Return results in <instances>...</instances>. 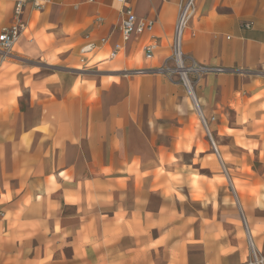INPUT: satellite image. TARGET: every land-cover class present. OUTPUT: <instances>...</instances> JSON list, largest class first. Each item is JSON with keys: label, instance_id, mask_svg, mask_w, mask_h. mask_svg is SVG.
Instances as JSON below:
<instances>
[{"label": "crops", "instance_id": "crops-1", "mask_svg": "<svg viewBox=\"0 0 264 264\" xmlns=\"http://www.w3.org/2000/svg\"><path fill=\"white\" fill-rule=\"evenodd\" d=\"M13 1L6 13L7 0H0V30L12 21ZM25 2L26 31L0 54V234L75 233L82 218L97 219L100 243L83 248L93 264H168L170 249L176 264H243L236 245L223 252L216 224L211 230L201 220L203 209L193 210L198 222L191 227L189 189L182 224L173 225L179 199L166 188L174 183L153 169L171 155L200 161L203 150L182 147L197 118L216 135L260 140L251 150L232 140L227 152L238 169H257L256 156L264 170V0H196L185 59L227 71L194 80L195 107L177 75L159 69L172 66L177 0H127L137 17L154 20L153 30L132 35L112 59L121 18L116 0H52L40 10ZM150 40L151 59L143 53L138 60L136 49ZM88 41L95 48L84 59L80 47ZM244 179L260 186L257 197L243 194L245 207L264 219V172Z\"/></svg>", "mask_w": 264, "mask_h": 264}, {"label": "rangeland", "instance_id": "rangeland-1", "mask_svg": "<svg viewBox=\"0 0 264 264\" xmlns=\"http://www.w3.org/2000/svg\"><path fill=\"white\" fill-rule=\"evenodd\" d=\"M9 5V0H7L6 13L9 11ZM2 9L4 8L2 7ZM34 37L37 39L38 35ZM162 45L168 46V40L163 39ZM123 53L125 52L120 53L119 56H123ZM136 53L139 54L138 60L143 61L144 52L141 45L136 49ZM0 54L4 53L0 51ZM96 60V58L93 59L91 63ZM102 67L100 66V68ZM187 79V86L180 79L182 93L195 107L196 100L194 101L189 92L190 86L196 97L192 87L194 76L188 74ZM194 124V131L186 137L187 143L182 147L188 148L195 145L198 151L203 150L200 161L197 155L193 162L188 157L190 155L185 157L184 161L171 155L168 164H161L153 169L154 176L167 178L169 184L174 183V186L169 185L166 188L168 193L173 192L179 199L175 200L173 205L175 210L171 217L173 218L171 220H174L173 225L180 227L182 224L181 209L187 207L185 196L189 189L191 227L198 222V217L195 216L196 213L193 210L203 209L205 217L201 220L211 230L213 224H216L215 235L222 238L223 252L232 250L233 245H236L243 252L245 258L243 264H264V219L253 217L252 213L247 211L243 200V194L257 197L260 188L259 184H250L244 178L247 176L261 178L264 170L258 167L261 165L256 156H254L253 162L257 169L246 167L245 163H242V167L238 169L236 167L239 164L227 152V147L232 140L239 148L247 150L261 147L262 142L242 137L243 132H238L239 135L234 139L230 135H216L212 126L208 124V128L207 123L205 124L201 119L196 118ZM224 130L228 134H235V130L227 129L226 126ZM211 138L220 155L214 149ZM170 166H174V169ZM132 173L136 177L149 176L145 170H133ZM198 204H200L199 207ZM176 209L179 210V215ZM96 221L97 219L82 218L79 226L83 228L75 230V233H70L69 228L63 227L58 231L51 230L39 234H0V264H93L91 262L94 261H91L88 255H83V248L100 243L102 235L95 227ZM246 228L250 230L248 231L251 234L252 245L249 242ZM155 231L153 230V232ZM152 235L154 236V233ZM113 238L116 236L111 235V243ZM74 243L77 244L75 247L77 249L76 256L74 255ZM169 252L171 259H167L168 264H176L175 262L180 261L179 258L173 259V255L176 254L174 249H170ZM98 260V263L94 264H107V262L103 263L101 259Z\"/></svg>", "mask_w": 264, "mask_h": 264}, {"label": "built area", "instance_id": "built-area-1", "mask_svg": "<svg viewBox=\"0 0 264 264\" xmlns=\"http://www.w3.org/2000/svg\"><path fill=\"white\" fill-rule=\"evenodd\" d=\"M52 0H31L34 9L40 10L45 4ZM89 3H94L97 0H86ZM120 5V23H119V40L112 44L108 58L112 59L117 55L126 43L134 34L151 33L154 26L152 18L137 17L133 8L128 4L127 0H116ZM25 0H14L12 8V21L9 25L4 26L0 30V51L1 53H9L14 44L19 39L21 34L26 31V22L23 18ZM196 11V0H177L176 17L173 23L172 36L170 40V57L172 66L163 65L159 69L169 76L177 75L187 86V75H193L194 80H197L201 74L210 71H227L223 67H210L196 64L185 59V54L182 50L185 31L188 28L189 21L192 19ZM245 27L249 24L245 23ZM100 43L106 42V37H100ZM156 47V43L152 40L148 41L143 46L144 57L151 59L152 53ZM95 48L93 41H88L80 47V54L85 59L86 55Z\"/></svg>", "mask_w": 264, "mask_h": 264}, {"label": "bare ground", "instance_id": "bare-ground-1", "mask_svg": "<svg viewBox=\"0 0 264 264\" xmlns=\"http://www.w3.org/2000/svg\"><path fill=\"white\" fill-rule=\"evenodd\" d=\"M189 92H190V95L192 96V98L195 100V94L193 93L191 87L189 86ZM213 142V141H212ZM250 234V233H249ZM252 242V241H251Z\"/></svg>", "mask_w": 264, "mask_h": 264}, {"label": "water", "instance_id": "water-1", "mask_svg": "<svg viewBox=\"0 0 264 264\" xmlns=\"http://www.w3.org/2000/svg\"><path fill=\"white\" fill-rule=\"evenodd\" d=\"M246 232H247V235H248L249 242H250L251 245H252L251 238H250V235H249V232H248V229H247V228H246Z\"/></svg>", "mask_w": 264, "mask_h": 264}]
</instances>
